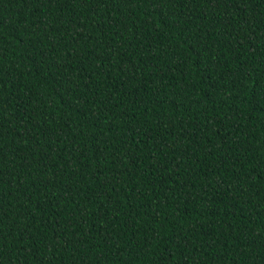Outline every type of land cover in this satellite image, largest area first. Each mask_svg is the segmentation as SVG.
Segmentation results:
<instances>
[{
    "label": "trees",
    "instance_id": "16d2710c",
    "mask_svg": "<svg viewBox=\"0 0 264 264\" xmlns=\"http://www.w3.org/2000/svg\"><path fill=\"white\" fill-rule=\"evenodd\" d=\"M0 264H264V0H0Z\"/></svg>",
    "mask_w": 264,
    "mask_h": 264
}]
</instances>
